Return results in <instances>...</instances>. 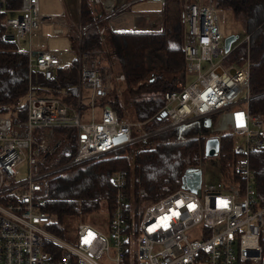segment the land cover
Segmentation results:
<instances>
[{
	"label": "built area",
	"instance_id": "built-area-1",
	"mask_svg": "<svg viewBox=\"0 0 264 264\" xmlns=\"http://www.w3.org/2000/svg\"><path fill=\"white\" fill-rule=\"evenodd\" d=\"M87 1L93 17L84 26L83 0H76L75 14L62 15L42 14L40 0H21L17 8L0 0L8 34L21 50L27 43L30 76L40 71L52 79L58 69L74 64L79 72L76 106L39 96L30 85L27 118L14 125L11 118L0 116V264H264V193L252 164V154L264 151V115L253 114L249 106L250 35L244 40L247 57L238 60L243 64L225 67L223 62L238 46L225 50L227 35L218 9L212 2L183 0L184 75L165 95L162 111H167L169 122L148 130L143 122L120 119L111 104L97 105L103 90L112 82L125 83L126 77L114 71L103 75L98 59L83 43L91 26L105 41L108 28L144 30L141 19L150 16L128 10L141 0ZM45 25L53 26L54 35L67 36L70 48L45 49ZM205 62L209 68L203 71ZM190 73L197 77L186 84ZM85 99L90 103L86 108ZM208 117L213 120L209 136L220 140L214 159L220 157L225 135L234 140L231 171L224 175L217 163V183L203 177L199 193L180 187L157 201L144 202L145 189L137 190L132 172L120 169L112 177L116 192L106 222H78L72 242L50 231L54 217L45 207L50 177L58 169L49 166L61 152L70 153L66 135L57 128L77 130V150L61 167L65 168L133 146L134 156L139 149L151 148L150 138L164 130L187 127L204 135ZM25 162L28 175L19 180L18 169ZM194 167L204 169L202 163Z\"/></svg>",
	"mask_w": 264,
	"mask_h": 264
},
{
	"label": "trees",
	"instance_id": "trees-1",
	"mask_svg": "<svg viewBox=\"0 0 264 264\" xmlns=\"http://www.w3.org/2000/svg\"><path fill=\"white\" fill-rule=\"evenodd\" d=\"M217 9L231 11L242 23L246 35H250V111L264 115V0H211ZM21 0H7V6L17 8ZM183 0H165L160 30L115 32L108 28L105 42L113 50L120 71L126 77L125 89L121 94L115 90H103L98 106L111 104L120 119L126 117L143 122L148 130L156 129L169 122L163 114L165 95L175 89L178 75L184 72L183 61ZM93 13L87 0L82 3V22L89 25ZM6 14L0 12V116L12 119L18 125L27 118V96L32 89L39 96L60 98L76 106L79 98V72L76 64L67 69H58L54 78L46 79L40 71L30 76L28 55L14 40L7 38ZM83 48L99 60L103 68L104 40L96 26L86 34ZM179 52L181 68L169 75L170 68L151 66V53ZM247 44L239 45L232 54L243 61L248 54ZM182 77V76H181ZM180 77V79H181ZM88 105H84V108ZM57 131L66 135V146L70 153L61 152L52 161L51 169H58L50 177L48 201L45 209L54 220L50 231L60 238L70 240L74 233V220H86L103 207L109 212L113 208L115 186L112 180L117 170L132 172L135 188L145 189L144 202H154L179 189L182 177L189 167L198 165L204 153L206 137L194 132L183 135L169 131L165 137L155 140L154 147L139 149L134 156L123 153L128 148L63 167L77 150V130L60 127ZM234 140L232 136L222 138L221 154L217 163L228 175L234 162ZM253 167L258 169V186L264 193V151L252 154ZM78 224V223H77ZM73 232V233H72ZM242 264H258L246 261Z\"/></svg>",
	"mask_w": 264,
	"mask_h": 264
},
{
	"label": "rangeland",
	"instance_id": "rangeland-1",
	"mask_svg": "<svg viewBox=\"0 0 264 264\" xmlns=\"http://www.w3.org/2000/svg\"><path fill=\"white\" fill-rule=\"evenodd\" d=\"M199 1V0H198ZM205 2H212L211 0H203ZM40 8H41V13L44 15H62L65 13L66 6L64 4V0H40ZM148 6L145 4L141 5H134L130 8V10L134 11H147L146 9ZM218 13L220 14V26L222 30L225 32V34L228 35H239V38L233 43V49H235L237 46H239L241 43L244 42L246 38V33L243 29L242 23L239 19L235 17L233 12L231 11H226L222 9H218ZM42 30L44 31V36L46 38V45H49V47L52 50H58V49H69L70 44L68 42V39L64 36H57L52 33L53 31V26L52 25H45ZM21 48L24 50L27 48V43L24 42V44L21 46ZM103 52L105 53V62L103 63V68L101 72L103 75H106L110 71H114V73L121 72L120 68L118 66V63L115 58V54L113 50L109 47V45L104 41V48ZM148 62L151 66L157 65V66H165L168 69L169 72L168 74L171 75L175 71H178L181 66L180 64L182 63V59L180 57L179 52H168V53H151L148 57ZM99 61V60H98ZM231 64H236V65H242V62H239L237 58L234 57V54H230L228 59H226L223 62V65L225 67L230 66ZM203 71L207 70L209 68V63L205 62L203 63ZM184 72L181 75H178V79L182 76L183 78ZM197 75L196 74H188L187 75V82L186 84H190L196 79ZM115 89L117 90L120 94L124 91L125 89V83L121 85H116L114 82H112L111 88L109 90ZM88 93H84V97H87ZM122 96V94H121ZM86 105H89V100L85 99ZM240 107H244L242 104ZM129 118V117H126ZM131 120V118H129ZM84 121H88V119H84ZM173 131V130H171ZM169 131H160L157 134H155L153 137L150 138V141H152L155 144V140L163 136L162 138L165 137V133ZM177 132L178 131H174ZM187 135V134H186ZM178 139H182V136L178 135ZM206 143V141H205ZM151 147H154L153 144L149 145ZM136 147H129L128 151L123 153L127 156H132L131 153ZM126 150V149H125ZM133 157V156H132ZM199 164L202 163L204 166L203 169V177L206 182L210 183H217L220 180V169L217 164V161L213 157L207 156L205 152V145H204V153L200 157V160L198 161ZM28 163L25 162L20 165L18 171H19V180L22 178H26L28 175ZM108 219V211L106 210V207H103L99 212L93 213L87 217V219L82 220V219H75L74 220V233L76 232V227L77 223L81 221H86L91 224H101L103 222H106ZM73 233V232H72ZM72 234V237L74 235ZM75 239H71L70 241H74Z\"/></svg>",
	"mask_w": 264,
	"mask_h": 264
},
{
	"label": "water",
	"instance_id": "water-1",
	"mask_svg": "<svg viewBox=\"0 0 264 264\" xmlns=\"http://www.w3.org/2000/svg\"><path fill=\"white\" fill-rule=\"evenodd\" d=\"M7 38L13 40V35L8 34ZM239 38V35H228L225 39V50L230 51L233 43ZM163 114L167 116V111H163ZM206 126L209 129L203 136L207 137L205 143V152L207 156L215 157L220 151V140L217 137H210V128L212 126L213 120L211 117L206 118ZM184 128V127H180ZM203 180V170L200 168L189 167L183 177L181 187L187 188L189 190L200 192L201 184Z\"/></svg>",
	"mask_w": 264,
	"mask_h": 264
},
{
	"label": "crops",
	"instance_id": "crops-1",
	"mask_svg": "<svg viewBox=\"0 0 264 264\" xmlns=\"http://www.w3.org/2000/svg\"><path fill=\"white\" fill-rule=\"evenodd\" d=\"M64 4L66 6V13L67 12H71L73 14H75L76 12V0H64ZM141 4H145L146 6H148V8L146 9L147 11H134L135 13L138 14H149L150 19H141L140 24L142 25V27L144 29H148V30H160L161 29V23H162V13H163V8H164V4L163 2H161L160 0H141L138 1L134 4H132L128 10H130V8L134 5H141ZM132 11V10H130ZM133 12V11H132ZM68 39L67 36H64ZM68 42L70 44V41L68 39ZM45 49H50L49 45H44L43 46Z\"/></svg>",
	"mask_w": 264,
	"mask_h": 264
},
{
	"label": "flooded vegetation",
	"instance_id": "flooded-vegetation-1",
	"mask_svg": "<svg viewBox=\"0 0 264 264\" xmlns=\"http://www.w3.org/2000/svg\"><path fill=\"white\" fill-rule=\"evenodd\" d=\"M179 132H180V136H183V135L185 136L186 134L188 135L189 133L195 132V131H193V129H189L187 127H184V128H180Z\"/></svg>",
	"mask_w": 264,
	"mask_h": 264
}]
</instances>
